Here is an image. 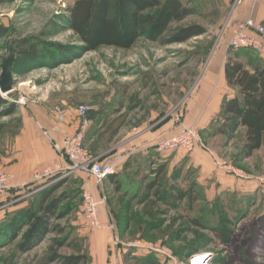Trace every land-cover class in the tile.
<instances>
[{"label":"rangeland","instance_id":"1","mask_svg":"<svg viewBox=\"0 0 264 264\" xmlns=\"http://www.w3.org/2000/svg\"><path fill=\"white\" fill-rule=\"evenodd\" d=\"M182 1L198 9V14L184 23L202 26L204 35L182 44L162 46L142 39L130 50L101 48L83 53L67 30L71 0H0V25L7 29L0 39V63L9 39L16 45L31 36L45 48L36 61L15 62L13 89L2 96L6 103L0 106V175H6L7 181L0 187V197L8 203L0 204V226L38 196L36 191H28L31 184L16 185L23 168L12 160L26 113L34 107L43 113L70 111L69 117H79L77 107L84 105L91 111L82 148L103 164H111V155L125 142L133 144L130 149L137 148L143 135L155 128L161 129L159 142L188 129L198 134L193 150L213 154L210 163L214 170H227L230 179L257 180L253 193L209 191L197 183L198 170L182 165L176 181L163 175V199L153 195L142 202L145 164L122 172L120 188L105 190L111 182H96L103 190L99 200L114 232L118 263L134 264L136 259L153 256L160 264H172V259L184 264L191 256L208 253L212 264L225 258L231 259V264H264V134L261 148L245 158L244 129L238 128L231 139L214 136L212 127L202 132L191 104V96L215 55L226 49L227 56L245 52L251 56L252 50L230 49V42L241 35L237 33L254 32L232 22L235 8L224 0ZM86 178L94 187L90 176ZM64 180L58 193L67 199L51 219L49 233L38 242L21 247L22 232L11 239L0 230V264H60L56 258L75 254L74 249L87 254V235L100 231L86 232L77 220L83 194L81 178L65 176ZM174 182L194 196L191 208L186 199L170 198L175 196L169 191ZM216 227L233 232L228 244L215 241L211 229Z\"/></svg>","mask_w":264,"mask_h":264},{"label":"trees","instance_id":"2","mask_svg":"<svg viewBox=\"0 0 264 264\" xmlns=\"http://www.w3.org/2000/svg\"><path fill=\"white\" fill-rule=\"evenodd\" d=\"M71 1L72 5L67 8V30L73 33L79 44L78 49L83 53L96 52L101 48L130 50L142 39L162 46L182 44L206 33L200 25L184 23L189 17L197 15L198 9L182 0ZM6 35V27L0 25V39ZM14 48L15 62L18 59L36 61L39 54L45 51L40 40L31 36L18 40ZM245 53L243 56L246 55L248 61L253 60L247 52ZM239 55H229L224 64L227 85L235 91V96L223 101L220 113L211 127L214 136L225 139L233 138L236 130L243 128L245 142L242 154L243 157L249 158L261 148L263 141L264 66L251 61L248 69ZM5 103L0 95V106ZM163 171L162 167L156 169L152 181L146 182V177L144 178V188L139 197L141 202L153 195L163 199ZM115 176L113 173L107 178L118 188L120 180L114 179ZM179 177L180 172H175L173 181ZM65 183L62 178L48 186L31 190L33 192L39 189L34 193L38 194L36 200L31 197V205L9 216L0 226V230L6 231L11 239H15L22 232L21 247L38 242L49 233L51 219L56 216L59 206L67 199L63 193H58ZM169 189L175 193V196L170 198L174 197L181 201L186 199L189 207H192L194 204L192 194H186L182 188L175 185V182ZM211 232L215 241L221 244H228L233 235L231 230L222 227L212 228ZM74 251L75 254L56 259L60 264H88L86 254L77 249ZM136 260L134 264H160L153 256ZM219 264H231V259L225 258Z\"/></svg>","mask_w":264,"mask_h":264},{"label":"crops","instance_id":"3","mask_svg":"<svg viewBox=\"0 0 264 264\" xmlns=\"http://www.w3.org/2000/svg\"><path fill=\"white\" fill-rule=\"evenodd\" d=\"M230 1L224 0L227 6H230ZM248 19L264 26V0H239L232 15V22L243 23ZM240 55L243 56L244 54ZM245 56L241 57V61L246 63V68L250 69L249 63L251 61L264 66V54L257 55L252 52L250 57L253 60L250 61ZM227 58L226 49H221L212 59L198 90L191 96V104L195 110V122L198 125V129L202 132L210 131L212 122L215 121L220 113L223 101L235 96V91L227 85L224 75V64ZM188 106L187 104V109ZM31 108L23 119L24 123L21 135L17 139V144L14 145L16 153L12 157L13 162L15 164L20 163L23 168L21 170L22 178H18V184L16 185L21 187L31 184L28 186L29 192L34 188L43 186L47 181V179H41L37 182H32L33 169L51 168L56 174L69 169L70 162L61 155L55 145L60 146L64 138L73 135L80 124L79 117H69L70 111H63L62 114H64L61 118L57 116L56 112L43 113L40 110L37 111L34 107ZM89 122L92 124V119H89ZM160 130L158 127L153 129L152 132L144 134L146 136L143 135V139L136 144L137 148L135 149H130V145H133L132 143L125 142L117 150V153L111 155L113 158L111 164H104L113 167L114 174L116 175L114 179L120 180L119 188L122 186V172L125 173L130 171L131 168H136L137 165L141 166L145 164L148 169L144 172L146 182L154 179L155 171L159 167L164 169L163 175L165 174L167 178H173L175 172H181L178 168L185 165V167L194 168V170L199 171L197 183L200 182L201 186L208 187L209 191L217 190L218 192L221 191V193L232 191L242 194L256 191L258 187L257 180L242 181L235 178L230 179L231 176H227L229 173L226 172L227 170L223 168L214 170L212 168L210 161L213 160V154H207L201 149L196 148L191 152L177 150L158 153L155 151L154 146L160 141ZM103 163L105 162L102 161ZM69 176H73V180L81 178L82 192L89 193L96 200L102 198L103 190L99 189L93 177L90 176V179L95 185H93L94 187H92L89 178H86L89 175L84 172L75 171L69 174ZM105 182L109 183L110 179L106 178L103 180V185ZM107 186L104 187L105 190L107 188L113 189L115 184L110 183ZM3 203H8L7 198L0 197V204ZM106 212L105 206L101 205L98 207L97 217L103 227L98 230L100 232L87 235L88 252L86 255L88 257V264H120L118 263L119 259L114 247V232L109 219H105ZM77 220L86 232L90 231L81 213L78 214Z\"/></svg>","mask_w":264,"mask_h":264},{"label":"built area","instance_id":"4","mask_svg":"<svg viewBox=\"0 0 264 264\" xmlns=\"http://www.w3.org/2000/svg\"><path fill=\"white\" fill-rule=\"evenodd\" d=\"M230 8L234 9L238 4L239 0H231ZM240 27L243 28H250L254 34H241L240 36L236 37L235 40L230 42V49L233 50H241V49H248L252 50V52L256 53L257 55L264 54V26L260 24H256L253 20L248 19L245 22L241 23ZM241 28V29H243ZM91 109L84 105H79L77 107V113L80 119V124L73 135L66 136L60 146H56V149L59 150L62 156H64L69 162L70 167L66 170V172H62L56 174L51 168H36L33 171L32 182H37L41 179H47L46 183L43 186H48L55 181H58L65 176H69L72 172L79 171L88 174L89 176L93 177L97 183L102 182L107 178L108 175L114 173L113 167L111 165H104L102 164L99 159L92 156L86 150L82 148V142L84 140L86 128H87V116ZM58 117L63 116L61 111L56 112ZM198 139L197 131L183 129L179 134L174 135L173 137L163 141L158 142L154 148L155 151L158 153H167L173 152L177 150H184L186 152H191L195 146L196 140ZM56 174V175H55ZM54 179H51L53 178ZM7 181L6 175H0V187H4ZM37 189V190H39ZM36 190V191H37ZM82 203L80 206V213L86 220L87 226L89 230H99L103 227V225L99 222L97 217V210L98 207L103 205L102 200L94 199L89 193L82 192ZM153 251L160 253V250L157 248L149 247ZM163 252L160 254L162 255ZM163 256V255H162ZM164 257L171 258L169 255ZM196 260H199L201 264H212L211 261V254L205 253L202 256H191L186 263L184 264H197ZM172 261V264H180Z\"/></svg>","mask_w":264,"mask_h":264},{"label":"water","instance_id":"5","mask_svg":"<svg viewBox=\"0 0 264 264\" xmlns=\"http://www.w3.org/2000/svg\"><path fill=\"white\" fill-rule=\"evenodd\" d=\"M15 62L14 40L9 39L5 44V53L0 63V95H6L13 89V66Z\"/></svg>","mask_w":264,"mask_h":264},{"label":"bare ground","instance_id":"6","mask_svg":"<svg viewBox=\"0 0 264 264\" xmlns=\"http://www.w3.org/2000/svg\"><path fill=\"white\" fill-rule=\"evenodd\" d=\"M4 96V95H3ZM205 254V253H204ZM203 255V254H202ZM202 255H200V256H202ZM200 264H201V262H200Z\"/></svg>","mask_w":264,"mask_h":264}]
</instances>
